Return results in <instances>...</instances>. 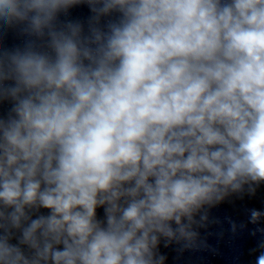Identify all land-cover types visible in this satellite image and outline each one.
<instances>
[{
	"label": "clouds",
	"instance_id": "clouds-1",
	"mask_svg": "<svg viewBox=\"0 0 264 264\" xmlns=\"http://www.w3.org/2000/svg\"><path fill=\"white\" fill-rule=\"evenodd\" d=\"M81 3L88 33L57 28ZM0 22L48 37L0 53V264H163L161 236L264 181V0H0Z\"/></svg>",
	"mask_w": 264,
	"mask_h": 264
}]
</instances>
